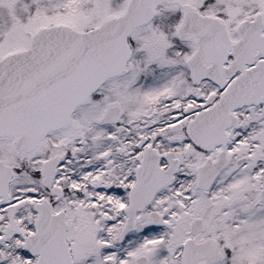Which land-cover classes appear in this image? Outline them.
Returning <instances> with one entry per match:
<instances>
[{
	"label": "snow or ice",
	"instance_id": "obj_1",
	"mask_svg": "<svg viewBox=\"0 0 264 264\" xmlns=\"http://www.w3.org/2000/svg\"><path fill=\"white\" fill-rule=\"evenodd\" d=\"M0 264H264V0H0Z\"/></svg>",
	"mask_w": 264,
	"mask_h": 264
}]
</instances>
